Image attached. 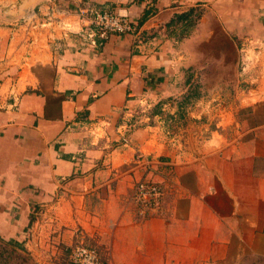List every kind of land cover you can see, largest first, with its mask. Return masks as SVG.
<instances>
[{"label": "crops", "instance_id": "crops-1", "mask_svg": "<svg viewBox=\"0 0 264 264\" xmlns=\"http://www.w3.org/2000/svg\"><path fill=\"white\" fill-rule=\"evenodd\" d=\"M90 6L137 24L150 9L140 42L90 47ZM263 66L264 0H0V239L34 264L80 242L108 264H264ZM143 178L163 188L145 220Z\"/></svg>", "mask_w": 264, "mask_h": 264}, {"label": "built area", "instance_id": "built-area-1", "mask_svg": "<svg viewBox=\"0 0 264 264\" xmlns=\"http://www.w3.org/2000/svg\"><path fill=\"white\" fill-rule=\"evenodd\" d=\"M78 18L81 25L76 34L86 36L88 45L92 48H96L108 35H131L138 37L137 40L141 39L137 23L100 7L90 6L81 9L78 11ZM48 23L59 25L61 22L49 19ZM130 201L135 206L136 215L140 219L159 216L163 211V188L149 178L140 179L132 188ZM68 264H108V262L96 247L80 242L70 248Z\"/></svg>", "mask_w": 264, "mask_h": 264}, {"label": "rangeland", "instance_id": "rangeland-1", "mask_svg": "<svg viewBox=\"0 0 264 264\" xmlns=\"http://www.w3.org/2000/svg\"><path fill=\"white\" fill-rule=\"evenodd\" d=\"M197 20H195V18H192L191 23H194L193 25L191 24H187L186 28L181 27V26H177L176 29H173V31L171 33H173V35H175V37H181L184 33H186V35L193 29V27L195 26ZM172 35V34H171ZM248 52H243V65H248V64H252V61L255 60V58L257 57H253L256 53H248ZM247 55V56H246ZM252 60V61H251ZM257 64L258 61L256 62ZM256 69H258V67H255ZM264 69V66H263ZM3 73V76L5 79V77H9L10 74L6 73V70L4 69L0 75ZM264 76V73H262ZM254 75V74H253ZM258 76V74H257ZM244 78H246V76H244ZM196 81H198V79H195ZM0 84H2V80L0 79ZM194 88L191 89V96L196 98L199 95L203 94L202 90L199 89L200 84L197 82H195L194 84ZM241 112H243V115H247L250 114L249 116H251V111L250 109H243ZM255 117L253 118L254 122H258V121H262L264 120V105H261V107H259L258 109V113L256 112ZM0 264H34L31 257L26 253V251L24 252L19 246L17 245H13L8 243L7 241L1 240L0 239Z\"/></svg>", "mask_w": 264, "mask_h": 264}, {"label": "trees", "instance_id": "trees-1", "mask_svg": "<svg viewBox=\"0 0 264 264\" xmlns=\"http://www.w3.org/2000/svg\"><path fill=\"white\" fill-rule=\"evenodd\" d=\"M150 13H151L150 9L145 10L144 13H143V16L141 17V19L139 20L137 25L140 26L144 22V20L148 17V15ZM200 15H201V12L198 9L191 8L187 12H183V13L175 16V19L169 25H172V23H174L175 21L177 23L178 22H182L183 23V22L186 21L185 24H182V27L186 28L187 24H191V25L194 24V23H191L192 18H195V20H198L200 18ZM184 35H186V33H184L180 38L184 37ZM8 243L19 246L25 252L23 247H21L19 245V243H17L16 241L10 240V241H8Z\"/></svg>", "mask_w": 264, "mask_h": 264}]
</instances>
